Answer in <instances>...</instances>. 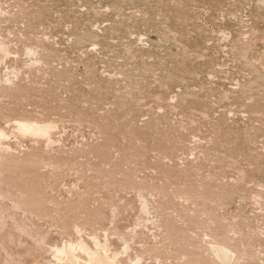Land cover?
<instances>
[{
	"label": "rangeland",
	"instance_id": "obj_1",
	"mask_svg": "<svg viewBox=\"0 0 264 264\" xmlns=\"http://www.w3.org/2000/svg\"><path fill=\"white\" fill-rule=\"evenodd\" d=\"M0 2V264H264V0Z\"/></svg>",
	"mask_w": 264,
	"mask_h": 264
},
{
	"label": "bare ground",
	"instance_id": "obj_2",
	"mask_svg": "<svg viewBox=\"0 0 264 264\" xmlns=\"http://www.w3.org/2000/svg\"><path fill=\"white\" fill-rule=\"evenodd\" d=\"M5 13L6 11L0 2V16ZM27 51L28 55L33 58L38 55V52L35 49L28 48ZM9 52L8 44L0 37V62L5 56L8 57L7 55ZM35 60L36 62L38 61L37 59ZM11 82L12 81L9 76H6L4 81L0 76V84H12ZM55 128L56 125L53 122H44L35 119L15 120V129L18 134L23 136L30 135L34 138H46L48 142H52V131ZM9 136L4 129H0V155H5L14 151L13 146H11V142L8 140ZM92 238V243H89L85 239L81 238L77 242H65L64 245L55 247V261L53 264H123L119 259V254L111 251V246L107 239L100 240L96 236ZM209 250L211 251L213 257L220 262V264L239 263L236 251L223 244H210ZM140 261L141 259L138 257L136 261H133L130 264H140Z\"/></svg>",
	"mask_w": 264,
	"mask_h": 264
}]
</instances>
